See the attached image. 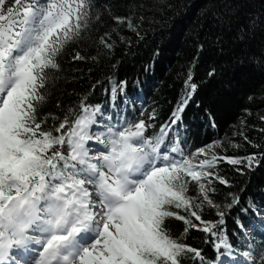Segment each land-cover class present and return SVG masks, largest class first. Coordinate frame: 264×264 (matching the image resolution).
I'll list each match as a JSON object with an SVG mask.
<instances>
[{
	"label": "snow or ice",
	"instance_id": "obj_1",
	"mask_svg": "<svg viewBox=\"0 0 264 264\" xmlns=\"http://www.w3.org/2000/svg\"><path fill=\"white\" fill-rule=\"evenodd\" d=\"M209 4L217 30L196 42L165 117L156 107L137 109L127 81L112 75L111 111L91 103L90 92L66 108L57 101L59 113L44 110L64 73L61 58L69 52L71 61L112 58L118 44H132L124 29L143 38L145 17L137 8L145 5L121 15L97 0H0V264H207L203 250L187 242L193 229L217 253L211 264H264V203L242 205L247 182L238 186L220 168L226 162L248 176L264 164V144L246 135L243 118L231 136L202 146L181 138L186 107L199 106L200 87L223 75V66L212 62L195 78L205 52L223 55L233 44H255L258 52L247 59L264 75V0ZM80 46H93L95 55ZM121 93L123 107L115 104ZM259 95L264 98V82ZM206 111L215 129L216 117ZM258 119L264 124V113ZM258 130L264 134V127ZM237 135L257 151L229 155V148L241 147ZM233 210L261 217L259 224L234 218L239 241L225 231ZM173 219L182 222L176 232Z\"/></svg>",
	"mask_w": 264,
	"mask_h": 264
},
{
	"label": "trees",
	"instance_id": "obj_2",
	"mask_svg": "<svg viewBox=\"0 0 264 264\" xmlns=\"http://www.w3.org/2000/svg\"><path fill=\"white\" fill-rule=\"evenodd\" d=\"M97 3L101 6L111 5L113 10L121 15L127 14L130 6L145 5L143 8H137L138 13L145 17L141 25L143 38L138 39L134 33L124 29L123 34L131 38L132 44H118L112 58L101 56L98 63L92 60L71 61V53H66L61 58L64 73L51 87V95L44 110L59 113L57 101L66 108L76 102L79 94L90 92L91 103H100L111 111L113 101L107 76L112 75L116 81H127L126 94L129 98L136 99L137 109L141 106L145 110L156 107L161 115L166 117L175 106L182 87L183 73L197 51L196 42L200 38L207 39L217 30L208 11L209 0H97ZM80 50L87 56L95 55L93 46H80ZM258 50L255 44L246 47L237 43L229 46V50L223 55H217L209 49L199 57L195 69L197 80L204 77L208 65L212 62L223 66V75L203 84L194 97L200 105L190 102L183 113L181 138L186 137L190 146H202L217 137L223 138L225 133L231 136V133L240 127L241 118L248 124L246 135L264 144V134L258 130L259 127H264L258 119V113H264V98L259 95L264 75L247 59L248 55ZM237 57L243 58L245 62L238 63ZM116 61H119L117 67L112 68L111 65ZM97 80H100L101 84L91 90ZM226 82H230L227 87ZM249 95H253L251 101L247 99ZM123 99L124 93L119 94L115 104L123 107ZM245 108L251 109L252 114L245 113ZM206 110L213 112L216 117L215 129L210 126ZM232 138L239 142L241 147L229 148V155L244 156L257 151L239 135ZM220 168L222 174L235 178L238 186L247 182L246 192L242 194V205L249 199L257 204L264 203V164L248 176L235 173L233 166L226 162L222 163ZM220 187L223 189L225 186ZM237 215L245 221L254 219L258 224V215L252 212L245 215L233 210L225 229L233 241L240 239L233 223ZM170 227L176 232L181 229L182 222L173 219ZM205 235L195 229L190 230L187 242L201 248L207 264H211L217 253L211 244L204 242Z\"/></svg>",
	"mask_w": 264,
	"mask_h": 264
},
{
	"label": "bare ground",
	"instance_id": "obj_3",
	"mask_svg": "<svg viewBox=\"0 0 264 264\" xmlns=\"http://www.w3.org/2000/svg\"><path fill=\"white\" fill-rule=\"evenodd\" d=\"M258 224H259V221H258Z\"/></svg>",
	"mask_w": 264,
	"mask_h": 264
},
{
	"label": "rangeland",
	"instance_id": "obj_4",
	"mask_svg": "<svg viewBox=\"0 0 264 264\" xmlns=\"http://www.w3.org/2000/svg\"><path fill=\"white\" fill-rule=\"evenodd\" d=\"M260 217V216H259Z\"/></svg>",
	"mask_w": 264,
	"mask_h": 264
}]
</instances>
